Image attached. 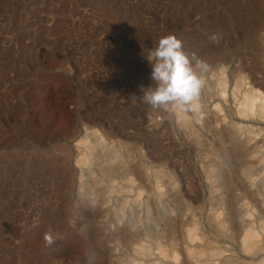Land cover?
I'll return each mask as SVG.
<instances>
[{
    "label": "rangeland",
    "instance_id": "rangeland-1",
    "mask_svg": "<svg viewBox=\"0 0 264 264\" xmlns=\"http://www.w3.org/2000/svg\"><path fill=\"white\" fill-rule=\"evenodd\" d=\"M263 102L264 0H0V264H264Z\"/></svg>",
    "mask_w": 264,
    "mask_h": 264
},
{
    "label": "clouds",
    "instance_id": "clouds-1",
    "mask_svg": "<svg viewBox=\"0 0 264 264\" xmlns=\"http://www.w3.org/2000/svg\"><path fill=\"white\" fill-rule=\"evenodd\" d=\"M148 61L152 67L151 78L157 87L154 91L151 88L143 90L141 98L144 102L154 108L169 104L189 106L198 96L202 79L197 75L193 62L201 70H206L208 65L195 54H187L177 37L169 35L161 38L158 46L150 52Z\"/></svg>",
    "mask_w": 264,
    "mask_h": 264
},
{
    "label": "bare ground",
    "instance_id": "bare-ground-1",
    "mask_svg": "<svg viewBox=\"0 0 264 264\" xmlns=\"http://www.w3.org/2000/svg\"><path fill=\"white\" fill-rule=\"evenodd\" d=\"M222 84H223V82H222ZM246 96H247V95H246ZM249 96H250V95L247 96V98H246L247 100H248V98L250 99ZM252 96H253V95H252ZM254 96H255V95H254ZM254 96H253V97H254ZM259 97H260V96H259ZM251 98H252V97H251ZM256 98H257V97L255 96L252 100L250 99V102H253V103H254V102L256 101ZM260 98H262V94H261V97H260ZM260 98H259V99H260ZM257 99H258V98H257ZM262 101H263V100H262ZM246 103H247V102H246ZM255 103H256V102H255ZM263 103H264V102H263ZM253 105H254V104H253ZM253 105L251 104V106H253ZM261 108H262V107H261ZM177 109H178V108H177ZM177 111H178V110H177ZM181 114H182V113H181ZM184 114H185V113H184ZM182 117H183V116H182ZM184 117H185V116H184ZM180 119H181V118H180ZM87 153H89V152H87ZM85 155H86V154H85ZM85 155H84V156H85ZM88 155H90V154H88ZM85 157H87V156H85ZM87 158H88V157H87ZM87 158H86V159H87ZM84 159H85V158H84ZM83 161H84V160H83ZM86 163H88V162L86 161ZM244 237H245V236H244ZM201 251L203 252V250H201ZM202 252H201V253H202ZM205 253H206V252H205ZM205 253H204V254H205ZM199 254H200V252H199ZM207 254H208V253H207ZM193 255H195V254H193ZM196 255H198V254L196 253ZM204 256H205V255H204ZM196 257H197V256H196Z\"/></svg>",
    "mask_w": 264,
    "mask_h": 264
}]
</instances>
